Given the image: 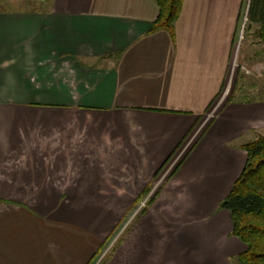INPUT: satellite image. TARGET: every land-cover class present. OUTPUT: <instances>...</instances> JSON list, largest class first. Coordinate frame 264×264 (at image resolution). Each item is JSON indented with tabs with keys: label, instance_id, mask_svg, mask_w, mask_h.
<instances>
[{
	"label": "crops",
	"instance_id": "1",
	"mask_svg": "<svg viewBox=\"0 0 264 264\" xmlns=\"http://www.w3.org/2000/svg\"><path fill=\"white\" fill-rule=\"evenodd\" d=\"M45 4L0 11V264L91 263L231 78L246 13L181 0L169 35L151 0ZM263 125L264 102L224 104L101 264H230L232 142Z\"/></svg>",
	"mask_w": 264,
	"mask_h": 264
},
{
	"label": "rangeland",
	"instance_id": "2",
	"mask_svg": "<svg viewBox=\"0 0 264 264\" xmlns=\"http://www.w3.org/2000/svg\"><path fill=\"white\" fill-rule=\"evenodd\" d=\"M49 0H0V11H34L41 9V6H46ZM245 21L240 20L239 29L237 30L236 39L233 44V52L230 62L231 78L226 79L223 88L211 105L205 110L199 119L196 126L193 127L190 134H188L184 146L173 155L174 160L156 176L151 183L150 191H147L142 201H139L136 206L132 208H120L121 220L115 228L111 237L105 241L103 248H101L90 264H101L105 261L111 249L117 245L126 234L133 229L135 220L144 211L145 206L157 190L161 182L165 181L171 176V172L175 166L180 162L182 155L200 138V135L206 129L207 125L211 124L217 119L221 112L222 106L229 102H264V63L263 55L260 50L264 44L257 42V39L251 34L252 30L248 32L243 31ZM258 134L244 132L236 137L232 143L235 145H243L252 141L257 136L264 135V125L261 128H254ZM169 162V160L167 161ZM166 164V163H165ZM180 164V163H179ZM175 165V166H174ZM230 264H238L235 259L231 260Z\"/></svg>",
	"mask_w": 264,
	"mask_h": 264
},
{
	"label": "trees",
	"instance_id": "3",
	"mask_svg": "<svg viewBox=\"0 0 264 264\" xmlns=\"http://www.w3.org/2000/svg\"><path fill=\"white\" fill-rule=\"evenodd\" d=\"M151 1L157 9L151 30H164L170 35L181 0ZM245 1L243 31L252 30L257 42L264 44V0ZM260 53L264 60V47ZM241 149L245 152L243 166L218 208L229 215L230 235L244 245V250L235 257L236 262L264 264V135L242 145Z\"/></svg>",
	"mask_w": 264,
	"mask_h": 264
}]
</instances>
